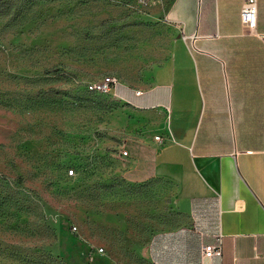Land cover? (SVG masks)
Returning a JSON list of instances; mask_svg holds the SVG:
<instances>
[{"label":"rangeland","instance_id":"obj_1","mask_svg":"<svg viewBox=\"0 0 264 264\" xmlns=\"http://www.w3.org/2000/svg\"><path fill=\"white\" fill-rule=\"evenodd\" d=\"M152 5L0 0V264H131L170 223L169 187L123 177L132 110L85 86L139 74L137 20Z\"/></svg>","mask_w":264,"mask_h":264},{"label":"crops","instance_id":"obj_2","mask_svg":"<svg viewBox=\"0 0 264 264\" xmlns=\"http://www.w3.org/2000/svg\"><path fill=\"white\" fill-rule=\"evenodd\" d=\"M241 4L161 0L139 15V74L112 92L132 110L122 174L169 187L171 214L126 263L264 264V0L256 33ZM219 235L221 255L203 257Z\"/></svg>","mask_w":264,"mask_h":264},{"label":"built area","instance_id":"obj_3","mask_svg":"<svg viewBox=\"0 0 264 264\" xmlns=\"http://www.w3.org/2000/svg\"><path fill=\"white\" fill-rule=\"evenodd\" d=\"M142 5H150L161 2V0H138ZM240 20L244 28L250 33H256L257 25V0H242L240 9ZM120 83V78L116 75L105 74L98 78L86 81L85 86L90 91L100 93H112L116 86ZM142 90L135 89L136 94H140ZM155 139L162 142L163 139L160 135H155ZM122 154H127V150H122ZM73 168L68 170V173L72 174ZM77 226L73 225V229ZM222 236L219 235L215 242L204 243L201 245V255L203 257H210L213 255H221L222 253ZM102 250V248H100Z\"/></svg>","mask_w":264,"mask_h":264}]
</instances>
